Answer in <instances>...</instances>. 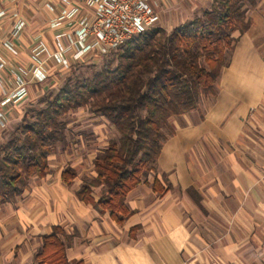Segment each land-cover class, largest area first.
Instances as JSON below:
<instances>
[{"label":"crops","instance_id":"obj_1","mask_svg":"<svg viewBox=\"0 0 264 264\" xmlns=\"http://www.w3.org/2000/svg\"><path fill=\"white\" fill-rule=\"evenodd\" d=\"M73 6L80 7L75 17L53 26ZM254 9L251 26L235 35L217 94L170 120L175 133L162 144L156 170L127 194L131 213L124 223L76 197L83 155L62 148L48 155V173L31 178L15 202L0 201V264H37L41 237L54 225L74 235L66 256L82 264H264V0ZM1 10L4 76L19 75L28 89L37 83L31 70L39 62L46 80L62 70L51 57L34 59L35 38L53 51L55 34H72L91 15L83 0H0ZM18 20L25 27L12 36ZM94 156L87 177L94 175ZM67 165L77 171L71 184L61 178ZM154 178L169 188L154 191ZM92 196L97 200L98 189Z\"/></svg>","mask_w":264,"mask_h":264},{"label":"trees","instance_id":"obj_2","mask_svg":"<svg viewBox=\"0 0 264 264\" xmlns=\"http://www.w3.org/2000/svg\"><path fill=\"white\" fill-rule=\"evenodd\" d=\"M254 3L211 0L200 15L170 31L153 25L101 54L111 57L90 75L74 77L44 94L23 112L12 137L0 144V201L15 202L31 178L48 173V155L66 142V116L86 108L106 119L117 137L95 154L94 175L84 177L75 194L122 225L131 213L125 203L127 194L156 170L162 144L175 133L172 117L197 110L203 97L217 94V80L230 63L235 35L251 26L245 5ZM76 176L70 165L61 172L66 184ZM151 186L158 193L169 188L156 178ZM95 189L97 200L92 196ZM73 236L52 226L41 237L35 262L82 264L66 256Z\"/></svg>","mask_w":264,"mask_h":264},{"label":"built area","instance_id":"obj_3","mask_svg":"<svg viewBox=\"0 0 264 264\" xmlns=\"http://www.w3.org/2000/svg\"><path fill=\"white\" fill-rule=\"evenodd\" d=\"M156 2L157 0H83L84 6L91 10V15L82 16L72 34H55L56 49L53 51L43 40L35 38L31 54L36 60L51 57L58 69H68L75 62L95 53L104 54L157 25L159 15L155 9ZM79 10V6L63 9L54 19L53 26L60 25L63 20L73 19ZM3 13L1 10L0 15ZM24 27L25 21L18 20L13 26L12 36H17ZM5 46L16 53L8 43L5 42ZM4 67L5 63L0 59V130L6 127L11 108L21 104L29 96L26 81L16 74L4 76ZM46 71L39 62L31 70V77L36 82L45 81Z\"/></svg>","mask_w":264,"mask_h":264},{"label":"rangeland","instance_id":"obj_4","mask_svg":"<svg viewBox=\"0 0 264 264\" xmlns=\"http://www.w3.org/2000/svg\"><path fill=\"white\" fill-rule=\"evenodd\" d=\"M246 4L247 16L254 14L255 5ZM211 0H158L155 9L159 15L157 25L170 31L173 27L185 22L196 15H200L203 10L209 8ZM111 57L110 55L88 56L79 63H73L68 69L53 72L47 80L32 84L29 89L27 100L11 108L9 120L2 130H0V144L10 139L21 121L25 110L32 105H37L42 96L48 92H55L66 82H72L74 77L90 75ZM66 142L57 144L53 152H59L62 148L70 155H78L81 158L83 174L90 172L91 158L107 141L116 138L117 133L113 126L102 116L90 112L86 108H80L70 112L66 118ZM72 153V154H71Z\"/></svg>","mask_w":264,"mask_h":264}]
</instances>
